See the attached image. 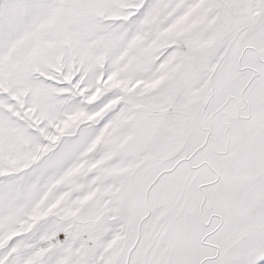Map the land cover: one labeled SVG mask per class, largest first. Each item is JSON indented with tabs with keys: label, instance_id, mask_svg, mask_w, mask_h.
I'll use <instances>...</instances> for the list:
<instances>
[{
	"label": "snow or ice",
	"instance_id": "6c2138e0",
	"mask_svg": "<svg viewBox=\"0 0 264 264\" xmlns=\"http://www.w3.org/2000/svg\"><path fill=\"white\" fill-rule=\"evenodd\" d=\"M0 264H264V0H0Z\"/></svg>",
	"mask_w": 264,
	"mask_h": 264
}]
</instances>
